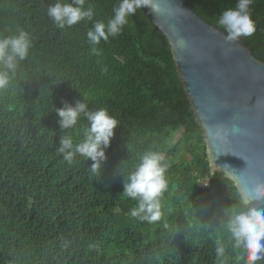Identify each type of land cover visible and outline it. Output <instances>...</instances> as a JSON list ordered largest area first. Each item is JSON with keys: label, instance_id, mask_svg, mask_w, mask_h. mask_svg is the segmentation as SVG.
Returning a JSON list of instances; mask_svg holds the SVG:
<instances>
[{"label": "trees", "instance_id": "obj_1", "mask_svg": "<svg viewBox=\"0 0 264 264\" xmlns=\"http://www.w3.org/2000/svg\"><path fill=\"white\" fill-rule=\"evenodd\" d=\"M183 1L219 28L220 14L237 3ZM54 2L0 0V34L21 27L32 41L0 91V264H215L216 240L227 243L221 210L242 207L244 198L234 180L212 171L166 36L141 7L120 35L97 45V56L86 33L95 21L107 23L120 0H85L93 19L64 29L47 16ZM250 11L255 32L240 40L264 60V0ZM80 99L119 121L101 176L91 174V159L77 155L69 164L57 151L62 135L79 142L88 122L61 131L54 109ZM149 149L168 164L155 223L132 217L137 201L123 194ZM226 264H239L230 247Z\"/></svg>", "mask_w": 264, "mask_h": 264}, {"label": "clouds", "instance_id": "obj_2", "mask_svg": "<svg viewBox=\"0 0 264 264\" xmlns=\"http://www.w3.org/2000/svg\"><path fill=\"white\" fill-rule=\"evenodd\" d=\"M252 3L253 0H237L234 8H228L220 14L217 23L226 32V40L238 42L241 37L251 36L255 32L250 11ZM144 6L142 0H120L107 23L95 21L86 33L91 53L101 55L102 50L97 45L102 40L107 42L109 37L120 35L128 23V17L135 15L136 10ZM47 16L57 28L64 29L84 20L91 21L94 9L91 6L85 8V0H55L47 7ZM31 47L30 34L21 27H17L10 35L0 34V91L9 89L16 78L20 62L29 56ZM54 110L59 117L61 131L76 128L81 118L88 122L81 126L83 136L79 142L74 143L70 135L61 136L58 153L69 164L77 155L86 160L91 159V174L101 176L107 160L106 149L119 125L117 118L107 108L89 110L83 99L74 104L64 100L62 106ZM209 135L219 138L221 132L210 130ZM167 168L164 154L149 149L142 154L127 179H124L123 194L137 201V206L130 211L132 217L148 223L161 219V198L169 186L165 175ZM119 173L123 175L122 170ZM249 192V198L241 202L242 207L221 210L223 218L219 220L218 226L227 233V243L221 239L216 240L215 264H226L229 247L236 254L239 264L264 262V207L250 206L251 200H255L257 205L264 203V184L251 187ZM64 246L67 247V243Z\"/></svg>", "mask_w": 264, "mask_h": 264}, {"label": "water", "instance_id": "obj_3", "mask_svg": "<svg viewBox=\"0 0 264 264\" xmlns=\"http://www.w3.org/2000/svg\"><path fill=\"white\" fill-rule=\"evenodd\" d=\"M143 10L166 36L179 77L204 131L212 171L236 182L243 198L264 184V60L226 40L183 0H144ZM219 130L214 138L209 131ZM250 206L257 205L255 200Z\"/></svg>", "mask_w": 264, "mask_h": 264}]
</instances>
